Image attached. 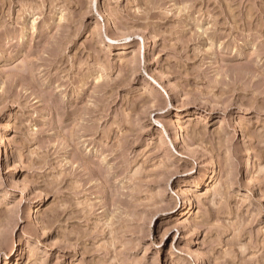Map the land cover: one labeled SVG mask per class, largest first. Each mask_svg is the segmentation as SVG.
Here are the masks:
<instances>
[{"label": "rangeland", "instance_id": "374dc122", "mask_svg": "<svg viewBox=\"0 0 264 264\" xmlns=\"http://www.w3.org/2000/svg\"><path fill=\"white\" fill-rule=\"evenodd\" d=\"M0 264H264V0H0Z\"/></svg>", "mask_w": 264, "mask_h": 264}, {"label": "bare ground", "instance_id": "6f19581e", "mask_svg": "<svg viewBox=\"0 0 264 264\" xmlns=\"http://www.w3.org/2000/svg\"><path fill=\"white\" fill-rule=\"evenodd\" d=\"M176 137H178V138H176V139H181V134H180V132L177 133Z\"/></svg>", "mask_w": 264, "mask_h": 264}]
</instances>
